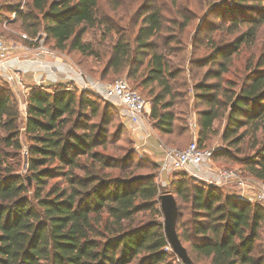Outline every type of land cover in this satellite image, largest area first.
Masks as SVG:
<instances>
[{"label":"trees","instance_id":"obj_1","mask_svg":"<svg viewBox=\"0 0 264 264\" xmlns=\"http://www.w3.org/2000/svg\"><path fill=\"white\" fill-rule=\"evenodd\" d=\"M9 1L0 0V26L14 14L1 35H23L36 46L42 39L49 49L76 54L73 64L92 79L125 75L151 100L152 128L168 146L187 131L176 114L178 105L187 107V84L178 77L186 65L189 74L205 66L192 85L198 144L206 148L204 141L219 134L225 145L211 161L238 164L243 176L264 183V49L252 51L264 0L205 1L189 54L190 0L181 7L144 0L136 8L137 0ZM7 27L13 35H5ZM88 30L93 36L85 40ZM198 45L205 51L200 56L194 54ZM228 72L233 77L224 78ZM4 84L0 264H182L163 231L164 193L175 198V229L191 264H264L263 206L187 172L158 184V165L138 156L130 139L119 143L124 126L110 133L115 107L96 92L35 86L24 97L23 117ZM219 120L225 121L220 131Z\"/></svg>","mask_w":264,"mask_h":264},{"label":"built area","instance_id":"obj_2","mask_svg":"<svg viewBox=\"0 0 264 264\" xmlns=\"http://www.w3.org/2000/svg\"><path fill=\"white\" fill-rule=\"evenodd\" d=\"M38 43V51L36 52V55H39L45 50L48 53L51 52V55H55L52 54L54 51L52 52V50L50 51L49 48L44 46L42 39H40ZM7 58L8 46L0 37V71L4 72L5 80L12 84L17 79V75L15 73L6 72ZM72 68L74 74L84 79L83 83L80 85V89L96 92L105 100L118 105L120 108V114L123 116L122 118L125 119L124 117H126L130 122L131 131L135 132L141 129L146 130L145 109L148 102L139 92L132 89L125 77L116 78L106 83L92 79L76 67ZM53 73L56 74L55 72ZM67 87L70 88L72 86ZM19 104L21 105V102ZM192 127L193 138L185 147H167L165 149L164 156L157 168L158 180L162 174H169L170 178L172 173L176 171H192L194 176H197L199 172H203L204 175H206L205 181L208 183L213 185H232L234 193H231L230 195L243 201L258 203L264 207V183L248 176H242L237 170L221 168L214 164L211 161V157L212 154L219 149V146L212 145L209 148L200 147L195 132L196 124H192ZM133 148L138 156H143L141 144L134 145Z\"/></svg>","mask_w":264,"mask_h":264},{"label":"crops","instance_id":"obj_3","mask_svg":"<svg viewBox=\"0 0 264 264\" xmlns=\"http://www.w3.org/2000/svg\"><path fill=\"white\" fill-rule=\"evenodd\" d=\"M24 38L25 36L22 35L21 39L6 41L8 46L6 72L15 73L17 75V79L14 83H9V86L16 94L24 95V93L26 94L35 86H44L48 90L56 86H75L80 88L84 79L74 74L72 67L76 66L71 60L60 55L56 50H53L54 53H52L55 55H51V52L48 53L46 50L36 55L38 46L27 44L24 42ZM0 78L6 81L4 72L2 71H0ZM20 109L22 115L25 116V103L23 101H21ZM125 124L126 127L129 128L134 145L141 144L143 155L158 165L164 156L165 149L169 146L160 139L159 135L152 127L150 129L146 127V130L141 129L133 132L131 131V125L128 119ZM185 171L193 175L192 171ZM205 176L203 172H199L195 177L205 181ZM168 180L169 174H162L159 178L160 183L163 185L166 184ZM219 186H221L222 191L226 194L234 193L232 185Z\"/></svg>","mask_w":264,"mask_h":264},{"label":"rangeland","instance_id":"obj_4","mask_svg":"<svg viewBox=\"0 0 264 264\" xmlns=\"http://www.w3.org/2000/svg\"><path fill=\"white\" fill-rule=\"evenodd\" d=\"M142 1L145 2L146 0L145 1L144 0L135 1L133 7L134 8L138 7L140 4H142ZM150 1L152 2L154 0H150ZM181 1H182V3L184 2V0H172V1L168 0V3L174 2L177 5V7H181L182 6V5H180ZM190 1H191V5L190 6H191L192 10L194 11V17L192 18V21H191L189 27L187 28L186 34H185V37H184V42H187V52H188V54H189V52H191V48H192L191 39H192V36L194 35V31L196 30L195 26H196V23H197V18L200 17L204 13V11H205L204 9L207 8V3H205V1L208 2L207 0H190ZM9 2L15 3V4L17 2H20L21 5H23L25 0H10ZM159 2L161 3L162 0H159ZM8 16L9 17H8V19L6 21L14 19V14H10ZM211 20L213 22H217V19H216V17L214 15L211 16ZM199 21H200V19H199ZM199 21H198V23H200ZM5 22L2 23L0 28H2L4 26L3 24H5ZM206 28L207 27H204V28L201 29V32H202V33H200V35H201L200 37L201 38H202V35L207 32ZM5 31H6L5 35H9L8 33L13 35V32L8 27L5 29ZM1 34L2 33H1V29H0V36L5 42L8 41V40L12 41L14 39L12 36H3ZM212 34H213V36H215V31ZM92 36H93V31L92 30H88L83 38L85 40H89V39L92 38ZM229 38H230V36H229ZM257 39L258 40L256 41V45L252 48V51L255 52V53H258L260 50L264 49V24L261 25V27H260V29L258 31ZM46 47L48 48V46H46ZM49 50H52V49H49ZM57 52L60 55L67 57L69 60H71L75 64H76V59L79 58L76 54H71V56H67L63 52H59V51H57ZM204 52L205 51H202L201 45H198L196 47V49H195L194 54L197 55V56H200L201 54H204ZM240 62L241 61L239 60L238 63H235V64H240ZM187 67H188V65H186V67H185L188 70ZM186 69H185V72H183L178 77V79L182 80V82H185V84H187V86H186L187 107L182 105V104L178 105L177 109H176V114H177L178 117H180L182 115L183 116L182 118H184V120H186L187 131L184 132L183 134H180L179 136L173 135L171 137L172 140L169 141V143H170L169 147H175V146H181L182 147V146L187 145L191 141V139L193 138V134H192V129L191 128H193L192 124H194V123L196 124V127H195L196 136L198 135V124H197V115H196V110L197 109L194 106L195 105V103H194L195 102V99H194L195 97H194V90L192 88V85L202 79V73L206 70V67L205 66L201 67V68H197L196 67V68H194L192 74L191 73L190 74L187 73ZM223 76H224V78L233 77L232 76V72H228V73L224 74ZM121 77H126V76L125 75L113 76L110 79L109 78L106 79V83L110 82V81H112V80H114L116 78H121ZM208 82H212V81H208ZM129 83H130L132 89L137 91V92H139L142 95V97L148 102L147 106H146V109H145V116H146V124H145V126L147 127V129H150L152 127V122L150 121V118H149V113H150V108H151V100L147 96L146 92L142 91L140 88L135 86V83H133L131 80H129ZM8 84H9V82H8ZM3 85H5L4 81L0 78V86H3ZM26 94L24 93V95H22V94L19 95L18 93L17 94L15 93L18 103H20L21 101L24 100V97L26 96ZM108 102H110V101H108ZM110 103L115 107L114 111H112L113 112L112 113L113 120L110 123V133H112L114 130L117 129L118 124H122V126H124V128H125L126 134L122 138L120 137V142L119 143L122 142L123 144H125L126 143V139L127 140L130 139L131 140V146L133 147L134 146V141H132L133 139H131L132 136H131V134L129 132V128H127L126 124H125V122L127 121L125 119H127V118L126 117H124L125 119L122 118L123 116L120 114V108H119L118 105H116V104H114L112 102H110ZM203 107H204L203 105L199 106V108H203ZM23 121H24V119L21 118V123ZM180 124L181 123L179 121L177 123H175V130H177L176 127L180 126ZM224 124H225L224 120H219V121H217L215 123V126H216L217 130L220 131V130L223 129ZM25 143H26V141L23 139V144L25 145ZM204 143H205L204 145H205L206 148H209L212 145H218L219 149H220V148H222L225 145V144H223V142L221 140V136L219 134L210 137L208 140L204 141ZM23 153H25V151H23ZM142 158H146V157L143 155ZM212 162L214 164L218 165L221 168L223 167V168H230V169L237 170L238 173L241 174L242 170L240 169V166L238 164H234V163H230V162L224 163L223 160L222 161L212 160ZM157 168H158V166H157ZM148 169L147 168H143V171H147ZM156 181L158 182V184H161V183H159L158 177L156 178ZM205 182H207V181H205Z\"/></svg>","mask_w":264,"mask_h":264},{"label":"water","instance_id":"obj_5","mask_svg":"<svg viewBox=\"0 0 264 264\" xmlns=\"http://www.w3.org/2000/svg\"><path fill=\"white\" fill-rule=\"evenodd\" d=\"M30 184V178L26 177ZM160 210L163 217V231L167 238L170 249L182 264H191L185 247L182 245L175 229L177 218V205L171 193H164L159 196Z\"/></svg>","mask_w":264,"mask_h":264}]
</instances>
